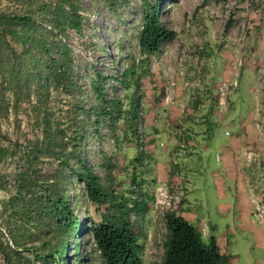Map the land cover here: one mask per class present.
Instances as JSON below:
<instances>
[{
	"label": "rangeland",
	"instance_id": "1",
	"mask_svg": "<svg viewBox=\"0 0 264 264\" xmlns=\"http://www.w3.org/2000/svg\"><path fill=\"white\" fill-rule=\"evenodd\" d=\"M155 3L164 25L191 33L194 48L187 52L185 50L188 48L182 50L196 61L199 73H206L210 62H214L204 49L216 45L215 51L217 55L221 54L222 60L221 77L217 79L209 103H214L215 117L217 121H222L208 129L210 134L201 141L203 147L196 150L193 168L187 172L190 215L195 213L200 216L203 223L198 222L197 218H188L183 209L178 208L184 187L182 189L180 184L174 186L175 182L169 181L164 182L161 188L154 185L157 176L154 175L152 179L147 173L143 174L145 183L140 184L147 195V210L138 215L131 211L120 214L122 219H118L117 223L137 238L136 253L141 264H160L161 244L165 235L162 215L168 210L188 218L190 223L194 221L195 224L191 223L194 226L200 225L202 241L214 238L227 256V264H264V0H79V13L83 17L81 33L67 30L65 36L58 35L57 38L71 50L69 71L84 94L83 108L87 110L95 103V86L98 83L102 87L103 101H115L127 108L125 100L132 85L124 87L123 82L129 81L128 74L124 72L139 59L136 36L141 26L142 12ZM46 28L50 29L48 25ZM28 42L35 44L30 39ZM49 54L56 59L53 52ZM217 63L218 60L216 66ZM166 71L162 73L172 77ZM234 81L235 84H232ZM223 84L228 86V93L225 108L218 110V93ZM163 91V105L172 106V103L163 101ZM187 97L194 99L191 92ZM6 98L11 105L13 94L6 92ZM62 99L65 97L60 94L53 106L65 109L66 104ZM6 115L8 120L1 125V129L6 131L10 140L17 137L19 142H23L24 137L30 139L39 134L38 130L30 128L22 113L18 116L21 119L20 131L15 133L11 125V108ZM89 119H93L91 114L84 118L80 129L84 137L82 156L100 177V182L104 185L108 183L114 195L135 199L139 192L140 171L146 172L150 167H137L135 171L134 164L124 160L129 155L133 157V147L126 152L125 148L118 149V143L127 139V143L133 141L139 156L147 141L145 127L143 141L138 143L135 134L134 139L123 135L126 126L123 119L116 122L113 131L108 129L107 115L99 122L96 131ZM143 123L145 126L144 114ZM132 127L135 130V120ZM225 144L234 166L233 170L231 165L228 166L229 172L220 171L221 163L215 160L216 153ZM105 159L109 162V171L103 168ZM3 166L2 171L11 173L10 164ZM11 191L10 184L7 191L0 190V200L5 199ZM242 191L246 193L243 194L248 204L245 209H238L235 193ZM39 201L41 205L44 203L41 199ZM68 204L82 224L88 219L97 221L102 211L83 197L81 185L74 186L73 183L70 185ZM127 205L131 207L132 201L128 200ZM242 210L244 217H237ZM246 213H249L250 221L245 220ZM260 227H263L262 232ZM80 230L76 237L73 236L78 243L77 251L85 258L80 264H100L96 255L89 252V240L87 234L83 233L84 228ZM0 233L3 240L7 239L12 246L2 226ZM72 253L70 248L66 250L69 264H73ZM0 264H3L1 255Z\"/></svg>",
	"mask_w": 264,
	"mask_h": 264
},
{
	"label": "trees",
	"instance_id": "2",
	"mask_svg": "<svg viewBox=\"0 0 264 264\" xmlns=\"http://www.w3.org/2000/svg\"><path fill=\"white\" fill-rule=\"evenodd\" d=\"M79 5V0H0V190L7 191L8 184L12 188L0 200V226L12 244L0 233L3 264H69L68 248L73 251V264H80L85 258L77 251L73 236L81 227L89 240V252L100 264H141L137 238L117 220L122 219L120 214L131 211L138 215L147 210L146 192L139 190L143 181L138 180V197L133 200L114 195L82 156L84 137L80 134L89 114L93 119L88 122L95 131L107 115L109 130L123 119V135L134 139L137 102L134 95L128 97L127 108L115 101H103L98 83L95 103L87 110L83 108L84 94L69 71L71 50L57 38L65 36L67 30L81 33ZM174 36L175 32L160 21L157 3L143 10L136 36L139 54L157 52ZM124 74L130 78L131 72ZM123 84L128 87L134 80ZM6 92L13 94L11 105ZM60 94L65 97V109L53 106ZM10 108L15 133L20 131L18 116L22 113L39 134L24 137L23 142L17 137L10 140L1 129ZM137 160L134 157L131 162ZM7 164L12 167L8 174L1 169ZM103 168L109 171L106 159ZM71 183L81 185L83 197L96 209L100 207L97 221L88 219L82 224L69 208ZM39 199L44 201L42 205ZM162 225L165 235L160 264H227V256L215 239L203 242L200 229L174 210L163 213Z\"/></svg>",
	"mask_w": 264,
	"mask_h": 264
},
{
	"label": "crops",
	"instance_id": "3",
	"mask_svg": "<svg viewBox=\"0 0 264 264\" xmlns=\"http://www.w3.org/2000/svg\"><path fill=\"white\" fill-rule=\"evenodd\" d=\"M170 29L175 32L174 38L165 41L155 53L146 56L140 54L136 64L127 69L131 72L129 79L134 80V84H130L132 89L127 88L129 90L128 97L134 95L137 102L136 107L140 106L145 116L146 144L143 145L139 156H137V149H134L133 141L127 143L128 139L119 143L118 149L125 148L127 152L129 147H133V157L129 155L124 160L129 163L134 156L138 157L137 161L132 162L135 171L137 167H145V165L150 167L146 172L140 171L138 180L143 181L142 183H145L146 180L143 174L147 173L152 179L154 175L157 176L154 185L157 184L161 188L164 182L169 183V181L175 182L174 186L180 184L182 189L184 187V194L178 201L180 202L178 208L183 209V213L187 217L197 218L198 222L203 223L204 220H201L200 216L195 213L190 215L187 172L193 168L194 161L192 162V160L196 150L203 147L201 141L207 139L210 134L208 129L216 127L222 121H217L215 105L209 103L210 97L215 91L217 79L221 77V54L217 55L216 45L205 48L204 50H207L208 54L213 57L214 60L212 59V61L214 62H210L206 73H199L195 65L196 61L182 50V48H188L189 50H185L187 52L194 48L191 42V33L173 27ZM163 52L164 55L160 58V53ZM216 59L218 66H216ZM166 70L176 82L172 106L163 105L161 98L165 79L168 75L162 71L167 73ZM190 92L194 95V99L187 97ZM128 100L129 98L125 101ZM126 102L125 106L127 105ZM180 136L184 141V148L180 147ZM226 144L215 156V160L221 163L220 171L222 172L224 170L229 172V165H231L232 170L234 167L231 163V153ZM139 190L143 191L142 189ZM243 193V191L235 193L236 201L239 202L238 209H245L248 204L244 196L246 193ZM246 216L247 219L245 220L250 221L249 213H246ZM237 217H244L243 210ZM191 223L195 224L194 221ZM196 227L200 229V225ZM260 230L262 232L263 227H260ZM202 233L201 235H203Z\"/></svg>",
	"mask_w": 264,
	"mask_h": 264
},
{
	"label": "built area",
	"instance_id": "4",
	"mask_svg": "<svg viewBox=\"0 0 264 264\" xmlns=\"http://www.w3.org/2000/svg\"><path fill=\"white\" fill-rule=\"evenodd\" d=\"M164 55V52L160 55L161 56ZM149 67H150V63H149ZM235 84V81L232 83ZM175 81L172 77H167L166 81H165V86H164V95H163V101L165 103H173V92H174V88H175ZM228 93V86L223 84L222 87L219 88V93H218V105H217V109L221 110L223 108H225V98L227 96ZM105 101L107 99H104ZM135 135H136V140L138 143H141L143 140V136H144V123H143V112L140 108V106L136 107L135 110ZM180 147L184 148L185 144L184 141L182 139V137L180 136Z\"/></svg>",
	"mask_w": 264,
	"mask_h": 264
}]
</instances>
